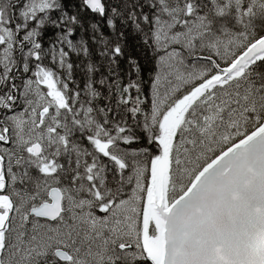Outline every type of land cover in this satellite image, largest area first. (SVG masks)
Returning <instances> with one entry per match:
<instances>
[{
  "label": "snow or ice",
  "instance_id": "6c2138e0",
  "mask_svg": "<svg viewBox=\"0 0 264 264\" xmlns=\"http://www.w3.org/2000/svg\"><path fill=\"white\" fill-rule=\"evenodd\" d=\"M0 264H264V0H0Z\"/></svg>",
  "mask_w": 264,
  "mask_h": 264
}]
</instances>
